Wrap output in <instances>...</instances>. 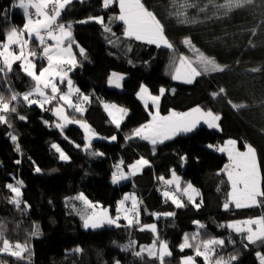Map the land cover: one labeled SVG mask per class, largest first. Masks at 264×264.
<instances>
[{
	"label": "trees",
	"instance_id": "16d2710c",
	"mask_svg": "<svg viewBox=\"0 0 264 264\" xmlns=\"http://www.w3.org/2000/svg\"><path fill=\"white\" fill-rule=\"evenodd\" d=\"M184 2L143 0L164 26L173 45L171 49L125 36L124 23L115 19L120 13L116 2L105 8L104 0H72L62 10L58 23L71 24L74 43L85 50L84 55L79 53L78 65L68 77L78 86L80 96H92L83 113L74 109L70 113L85 119L98 136L86 148L84 129L75 124L57 128L59 120L51 107L58 100L43 109L35 104L27 106L23 101L13 102L17 112L8 114L12 127L0 124V225L7 240L27 244L29 251L23 259L0 253L4 264H160L147 252L135 255L141 247L151 246L157 236L159 241L167 242L172 253L165 257L164 264H182L188 256L194 257L195 264H205L194 248L180 249L185 234L197 232L201 239H224L225 245L217 254L225 258L237 255L233 264H260L257 253L264 254V243H248L227 225L264 216V198L259 205L248 208H235L233 204L228 209L223 207L230 199L231 184L223 171L229 158L217 149L228 139L236 140L240 149H246V145L254 147L264 189V0H252L231 10L219 7L225 0H187L196 7H187L186 16L177 15L185 11L180 8ZM18 4L19 0H0V42L5 39L6 21L18 30L26 22ZM92 17H102L103 24ZM105 25L111 32L104 30ZM186 39L191 44H185ZM117 40L120 46L116 45ZM28 47L37 53L32 59L40 71L47 63L39 55L41 46L30 41ZM200 53L225 70L202 73L192 83L172 78L170 74L175 72L181 56L188 57L199 70ZM113 72L127 74L121 90L109 84ZM144 84L153 93L165 89L160 101L161 114L204 107L220 115V130L202 125L192 133H180L155 145L133 136L135 129L151 119L148 107L137 94ZM33 86L20 62L13 64L6 79L0 74V93L6 97L10 91L23 94ZM220 89L224 92L212 95ZM105 101L115 102L128 111L119 128L108 116ZM232 104L243 107L234 108ZM18 115L26 119L20 120ZM9 133L18 137L15 143ZM113 136L115 140L111 139ZM54 144L68 160L59 158ZM93 152L103 155H92ZM141 158L148 164L139 173L113 183L117 166L128 174ZM37 167L41 172L35 171ZM173 171L181 179V189L188 183L198 188L200 196L195 203L199 208L185 194L181 198L184 207L179 208L163 195L166 187L176 189L175 184L165 183ZM18 181L22 185H17ZM8 184L21 188L19 208L10 202L15 194L6 187ZM130 191L138 198L139 224L128 226L120 217L119 226L83 227L79 215L82 204L75 197L82 193L97 207L117 214V202ZM169 212L175 215H165ZM196 221L205 227L200 228ZM152 224L156 225V233L147 228L141 230ZM128 245L131 246L126 248Z\"/></svg>",
	"mask_w": 264,
	"mask_h": 264
},
{
	"label": "snow or ice",
	"instance_id": "6c2138e0",
	"mask_svg": "<svg viewBox=\"0 0 264 264\" xmlns=\"http://www.w3.org/2000/svg\"><path fill=\"white\" fill-rule=\"evenodd\" d=\"M251 2L252 0H225V3L219 5V7L231 10L233 8L244 7ZM70 3L71 0H19L18 7L23 10L27 20L20 30L12 27L6 33L4 42H0V74L6 79L7 74L13 70V64L20 62L21 70L31 78L34 82V86L31 90L23 94L10 91V94L6 97L4 94L0 93V124H6L8 127H12L11 123H9L8 114L17 112V108L14 106L13 102L18 104L23 101L27 106L35 104L43 109L45 105L58 100L62 103H59L55 108V114L65 123L80 124L81 127L89 133V143L86 145V148H88L91 146V136H94L95 133L90 129L87 123L69 120L67 115H65V107L73 108L75 111L83 113L85 109L82 105L89 101L88 96H81L79 103L73 102L72 94L74 92L79 93V89L74 88L71 79H68V72L78 65V61L76 54L73 52L74 41L72 39V26L71 24L65 25L63 23H58V20L62 10ZM112 3H114V0H104V7L107 8ZM187 7H196V5L190 4L185 0L183 4H180V8L185 9V11L178 12L177 15L186 16ZM119 9L120 14L115 17V19L122 21L126 26L124 32L125 36L129 38L134 37L136 40H144L149 44H155L157 47L161 45L170 49L173 47L164 33V26L156 18L155 14L144 6L141 0H119ZM204 10V8H201V11ZM90 19H95L97 22L103 24L102 17H92ZM104 30L106 32H111V28L107 25H105ZM25 34H27L28 39H25ZM33 37H35L42 48L41 58L47 61V65L42 67L39 72H37L36 63L32 59V57L37 56V53L28 47ZM48 41H53L54 43H48ZM184 43L191 44V41L186 39ZM13 46H15L18 51H16ZM79 52L81 55L85 54L83 48H80ZM198 62L200 65L199 70L192 66V62L188 57L181 56L179 59V66L176 68L173 78L192 83L193 79L196 76H200L202 73L222 72L225 70L224 66H221L214 59L205 56L203 53L199 54ZM253 71H259V69H253ZM66 79L68 91L66 93H61L58 82L63 83ZM122 79L123 76L113 73L112 77L109 79V83L114 84L116 87H120V81ZM164 92L165 89L161 88L160 96H162ZM223 92L224 89H220V92L213 93L212 95L218 96ZM140 94L141 99H145V94H147L148 99H151L156 105L157 111L148 124L135 129L132 135L144 140H149L153 145L158 142L163 143L164 140L171 139L180 133L192 132L201 121H204L210 128L219 127L217 122L221 117L218 114H214L211 110L205 111L200 107H196L189 112H171L168 116H161L159 114L160 96H152L148 92V89L143 86L140 89ZM229 103L231 104L232 102L229 101ZM145 104L147 105V100H145ZM232 106L234 108L243 107V105L236 104H232ZM105 109L109 110V115L112 116L113 123L119 128L123 115L118 117L115 113L126 115L127 110L118 108L116 105L107 104H105ZM18 118L20 120L26 119V117L22 115H18ZM56 127L62 128L63 125L57 124ZM9 136L14 143L18 139L16 135H12L11 133H9ZM128 138L131 139L132 137ZM111 139L115 140L116 137L113 136ZM236 143L235 140H229L226 145L217 149L220 152H226L230 161V163L224 167L228 180L231 182V192L228 194L230 199L223 205L225 209H228L232 204H234L236 208L256 206L260 203L258 198H264V189L261 187L262 177L260 164L256 149L251 145H246L247 150L241 152L237 150ZM52 147L59 153V158L61 160L69 159L58 145L54 144ZM77 147H79V145H77ZM208 147H212V145ZM16 150L18 152L20 151L18 143L16 144ZM92 155H103V153L93 152ZM182 159H186V157ZM16 163H20V161H16ZM147 164L148 161L141 158L136 164L131 166L133 171L128 174L120 170L118 166L117 172L112 175L113 183H119L121 180L127 179L128 175H134L136 171H139L140 166ZM35 171L39 173L41 169L37 167ZM172 177L171 180H166L165 183L175 184L176 190L179 191V177L176 176L175 171H173ZM160 179H163V177H160ZM22 183V181H18L17 185H22ZM6 187L15 194L10 202L19 208L22 203L20 200L22 195L21 188L13 184H8ZM183 192L187 195L188 201L192 202L195 207H200L199 204L195 203L194 199V194L199 195V192L191 183L187 184ZM163 195L171 199L176 207H184V202L178 198L175 193L165 191ZM75 199L84 201L85 205L92 209L90 213L82 216L84 228L97 229L104 227L105 224L119 226L117 223L120 219L119 215H117L116 218H112L107 209L96 211L97 206L88 201L82 193L75 197ZM129 199L132 201L131 209L125 208L124 206L125 201ZM117 212L124 213L123 218L127 220L128 226L133 225V223L139 224V209L135 195H126L124 199L119 202ZM165 215L174 216L175 213L169 212ZM195 223L200 228L205 227L203 224H200L199 221ZM227 227L238 234H242L248 243H264V216L243 221H235L228 224ZM144 228L151 230L153 233L157 231L155 224L144 225L141 230H144ZM37 234L38 231L33 233V235ZM193 241L195 243H193ZM0 245H2V247H0V253L8 254L18 259H23L24 254L29 251L27 244L18 242L13 244L7 240L4 237L2 225H0ZM224 245V239L216 237L201 239L200 233L197 232L191 236L185 234L180 249L183 251L185 248H194L196 256L202 257L205 264H233V261L238 259L237 255H230L225 258L217 254V250ZM130 246L131 245L125 247L128 248ZM244 247L247 248L248 244H245ZM75 251L79 252L81 249H76ZM144 252H147L149 257L158 259L160 264H164L165 257L172 255L167 242L159 241L158 236L151 246L141 247L139 251L135 252V255L139 257L142 256ZM257 256L260 260V264H264V254L257 253ZM0 264H4V262L0 261ZM117 264H119V262H117ZM182 264H195V259L192 256L185 257Z\"/></svg>",
	"mask_w": 264,
	"mask_h": 264
},
{
	"label": "rangeland",
	"instance_id": "374dc122",
	"mask_svg": "<svg viewBox=\"0 0 264 264\" xmlns=\"http://www.w3.org/2000/svg\"><path fill=\"white\" fill-rule=\"evenodd\" d=\"M9 21H6V23H8ZM170 42V41H169ZM161 46H163V45H161ZM165 47V46H164ZM179 66V65H178ZM45 67V66H44ZM194 67V66H193ZM37 72H39V71H37ZM113 73H117V74H119V75H121V76H123V80H124V78L127 76V74H123V73H118V72H113ZM170 74V73H169ZM171 76H172V78L174 77V75H175V72L173 73V74H170ZM196 78V77H195ZM194 78V79H195ZM174 79V78H173ZM194 79H193V81H194ZM123 80H122V82H123ZM174 80H176V81H178L177 79H174ZM179 81H184V80H179ZM192 81V82H193ZM122 82L120 81V87H116V88H118V89H122L123 88V84H122ZM185 82V81H184ZM73 83V82H72ZM110 84V83H109ZM68 86V85H67ZM111 86V85H110ZM143 87H146L147 89H148V92L152 95V96H160V92H157V93H153V92H151V90H150V88H149V86L146 84H144V85H142ZM73 87L74 88H76V89H78V86H76V84L75 83H73ZM112 87V86H111ZM115 87V86H114ZM113 87V88H114ZM141 89V88H140ZM68 91V87L67 88H65V89H63V90H61L60 92L61 93H66ZM137 94H138V97H139V99L141 100V102L145 105V107L147 108L148 107V109H149V113H150V115H155V113H156V111H157V108H156V105L152 102V100L151 99H148V96H147V94H145V99H141V94H140V90L137 92ZM74 94H72V99H73V102L74 103H79L80 102V95L79 96H76V97H74L73 96ZM82 96H87L86 94H82ZM89 97V96H88ZM161 98H162V96H160V100H159V114H160V105H161V103H160V101H161ZM145 100H147V105L145 104ZM54 102H57V101H53V103ZM59 103H62V102H57V103H54V104H52V109H51V111H52V113L55 115V117L59 120V122L57 123V124H62L63 125V127H65V126H69V125H72V124H75V125H78L81 129H84L83 127H81V125L80 124H78V123H65L60 117H58L56 114H55V108L58 106V104ZM116 104V103H115ZM114 104V105H115ZM48 105H50V104H48ZM116 105H118V104H116ZM86 106V104L84 103L83 105H82V107H84V108H86L85 107ZM118 106H121V105H118ZM201 109H203V110H205V111H207L208 109H206V108H204V107H201ZM73 110V109H72ZM69 108L68 107H65V115H67V117H68V119L69 120H73V121H83V122H85V123H87L86 121H85V119H80V120H76V119H71V118H69ZM71 112V111H70ZM128 112V111H127ZM213 112V111H212ZM214 114H216L215 112H213ZM71 114V113H70ZM116 114V113H115ZM127 114V113H126ZM73 115V114H72ZM71 115V116H72ZM117 115V114H116ZM219 115V114H218ZM118 116V115H117ZM120 116V115H119ZM118 116V117H119ZM220 116V115H219ZM220 121V120H219ZM217 122L218 124H219V127L218 128H214V129H216V130H220V122ZM123 122V120H121V122H120V124ZM89 126H90V124L89 123H87ZM202 125H206V126H208L206 123H204V121H201L197 126H196V128H198V127H200V126H202ZM195 128V129H196ZM210 128V127H209ZM60 129H62V128H60ZM90 129L95 133V135H97V133H96V131L93 129V128H91V126H90ZM194 129V130H195ZM211 129H213V128H211ZM84 131H85V129H84ZM188 133H192V132H188ZM94 135V136H95ZM94 136H91V142H93L95 139H94ZM85 138L87 139V143H89V133L88 132H86L85 131ZM167 140H169V139H167ZM167 140H164V142L165 141H167ZM229 140H233V139H228V140H226L225 141V145H226V143L229 141ZM236 141V140H235ZM237 142V141H236ZM158 144H160V143H158ZM224 146V145H223ZM222 146V147H223ZM236 148H237V150L238 151H241V152H243V151H246L247 149H240L239 148V146H238V143H236ZM254 148V147H253ZM223 153H226V152H223ZM227 154V153H226ZM257 154V153H256ZM257 158H258V155H257ZM230 163V161L228 160V162L226 163V165L227 164H229ZM116 170H118V166H117V168H116ZM223 171H224V169H223ZM177 176V175H176ZM178 177V176H177ZM170 179H172V177L170 178ZM180 179V178H179ZM125 180H127V179H125ZM125 180H121L119 183H121V182H124ZM181 180V179H180ZM115 184H118V183H115ZM192 184V183H191ZM230 184H231V182H230ZM193 185V184H192ZM165 187H166V185H165ZM195 189H197L198 190V188H196L195 186H193ZM183 188H185V187H183ZM180 191H182L183 192V189H181L180 188ZM198 192H199V190H198ZM231 192V189H230V191H229V193ZM228 193V194H229ZM126 195H128V196H131V195H135V197L137 198V195H136V193L134 192V191H130L129 193H127ZM126 195H124L122 198H120L119 199V201L117 202L118 204H117V207H116V212H117V209H118V207H119V202L121 201V200H123L124 199V197L126 196ZM85 196V195H84ZM176 196L178 197V198H182V197H180L179 196V193L178 194H176ZM200 196V192H199V195H195L194 194V199H195V201H197L198 199V197ZM228 197H229V195H228ZM87 198V197H86ZM87 200L88 201H90L92 204H94L91 200H89L88 198H87ZM258 200H260V202H261V198H258ZM80 201V203L82 204V207H81V209H80V211H79V215H81V217L83 216V215H85V214H87V213H90L91 211H92V209H90V208H88L86 205H85V203H84V201H82V200H79ZM137 202H138V198H137ZM260 204V203H259ZM258 204V205H259ZM94 205H96V204H94ZM234 205V204H233ZM97 206V205H96ZM125 208H128V209H131V207H132V205H131V199H129V200H127V201H125ZM235 207V206H234ZM236 208V207H235ZM103 209H106V208H104L103 206L101 207V206H98L97 208H96V211H102ZM108 210V209H107ZM108 213H109V215L112 217V218H116L117 217V214L120 216V217H123L124 216V213L123 212H120V213H118L117 212V214L116 213H114V214H112L110 211H108ZM114 215V216H113ZM116 215V216H115ZM251 219H254V218H256V217H250ZM250 218H246V219H241V220H239V221H243V220H247V219H250ZM126 222H127V220H126ZM128 223V222H127Z\"/></svg>",
	"mask_w": 264,
	"mask_h": 264
},
{
	"label": "crops",
	"instance_id": "0c3cea01",
	"mask_svg": "<svg viewBox=\"0 0 264 264\" xmlns=\"http://www.w3.org/2000/svg\"><path fill=\"white\" fill-rule=\"evenodd\" d=\"M72 1V0H71ZM114 2H116L117 4H118V7H119V0H114ZM141 2L143 3V0H141ZM120 14V13H119ZM27 20V19H26ZM26 23V22H25ZM60 23V22H59ZM12 27H14V24H11V22L9 21L8 23H6V26H5V28H4V35H6V33L12 28ZM126 27V26H125ZM25 38L26 39H28V37H27V34H25ZM5 40V39H4ZM31 41H34V42H36L37 40L35 39V37H33L32 39H31ZM118 42H117V46H120L121 44H120V41L119 40H117ZM38 42V41H37ZM48 43H54L53 41H48ZM81 47H79L78 48V46H77V43H73V52L76 54V58H78V55H79V49H80ZM47 65V63L44 65V66H46ZM112 77V76H111ZM110 77V78H111ZM68 79H71V81L72 82H74L73 81V79L71 78V77H68ZM123 80V79H122ZM122 80H121V82H122ZM123 83V82H122ZM112 87H114L115 85L114 84H110ZM58 87H59V89H60V91L63 89V88H67L68 86H67V79L63 82V83H59L58 82ZM116 87V86H115ZM73 94H79V93H73ZM87 96H89V95H87ZM90 102H92V96H89V101L88 102H85V104H86V106H87V104H89ZM105 104H107V105H114L115 104V102L114 103H112V102H104V104H103V106H105ZM117 104V103H116ZM115 104V105H116ZM85 106V107H86ZM118 108H123V109H125L124 107H122V106H118V105H116ZM72 109L73 108H69V118H73V119H76V120H80L76 115H72V114H70V111H72ZM84 109H86V108H84ZM107 111V113H108V116L111 118V120L113 121V118H112V116H110L109 115V110H106ZM112 111H115V110H112ZM171 112H177V111H174V110H172V111H170L168 114H161L160 113V115L161 116H168ZM177 113H180V112H177ZM118 116L120 115H123V119L122 120H124L125 119V117H126V115L125 114H121V113H116ZM72 115V116H71ZM152 115H151V119L148 121V123L152 120ZM148 123H146V124H148ZM115 124V123H114ZM116 125V124H115ZM98 135H95L94 136V139L97 137ZM144 140V139H143ZM145 141H147V142H150L149 140H145ZM159 143V142H158ZM157 143V144H158ZM143 166H140V168H139V171L141 170V168H142ZM133 171V170H132ZM131 171V172H132ZM139 171H136L135 173H139ZM131 172H129V173H131ZM129 176L130 175H128V178L127 179H129ZM173 178V177H172ZM169 180H171V179H169ZM179 185H180V188H181V180L179 179Z\"/></svg>",
	"mask_w": 264,
	"mask_h": 264
},
{
	"label": "built area",
	"instance_id": "2783aa9c",
	"mask_svg": "<svg viewBox=\"0 0 264 264\" xmlns=\"http://www.w3.org/2000/svg\"><path fill=\"white\" fill-rule=\"evenodd\" d=\"M33 15H34V13H33ZM14 49L15 50H18V49L15 48V46H14ZM39 54H42V48L41 47H39ZM167 188H169V187H166L165 190H167L168 192L173 193V191H174L175 194H178L179 193V196L180 197H182V198L184 197V193L182 191H180V190L177 191L174 187L173 188L170 187V189H167Z\"/></svg>",
	"mask_w": 264,
	"mask_h": 264
},
{
	"label": "bare ground",
	"instance_id": "6f19581e",
	"mask_svg": "<svg viewBox=\"0 0 264 264\" xmlns=\"http://www.w3.org/2000/svg\"><path fill=\"white\" fill-rule=\"evenodd\" d=\"M13 47H14V46H13ZM16 51H18V50H16ZM39 55L42 56V54H39ZM42 61H43V60H42ZM44 61H46V60L44 59ZM46 62H47V61H46ZM71 70H72V69H71ZM71 70H70V71H71ZM70 71H69V72H70ZM69 72H68V73H69ZM79 95H80V94H74L73 96L76 97V96H79ZM79 97H81V96H79ZM76 98H77V97H76Z\"/></svg>",
	"mask_w": 264,
	"mask_h": 264
}]
</instances>
